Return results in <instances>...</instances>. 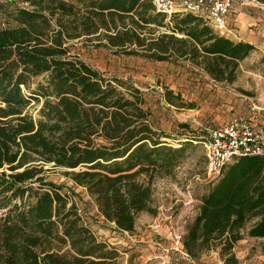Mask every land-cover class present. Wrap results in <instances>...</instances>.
Segmentation results:
<instances>
[{"label": "trees", "instance_id": "16d2710c", "mask_svg": "<svg viewBox=\"0 0 264 264\" xmlns=\"http://www.w3.org/2000/svg\"><path fill=\"white\" fill-rule=\"evenodd\" d=\"M23 1L31 7L9 11L0 3L16 23L0 28V264H117L118 248L96 236L46 172L83 166L71 172L75 183L106 221L133 232L140 213H158L154 180L174 172L189 141L180 147L163 141L141 88L73 55L72 41L86 36L115 54L184 59L228 83L256 46L221 35L191 12L167 22L152 0ZM151 25L171 32L154 35ZM40 76L44 81L31 89ZM41 98L35 118L31 103ZM165 98L194 106L168 87ZM197 199L181 237L184 253L193 261L220 247L227 264H239L233 248L247 225L248 236L264 239V155L227 163Z\"/></svg>", "mask_w": 264, "mask_h": 264}, {"label": "rangeland", "instance_id": "374dc122", "mask_svg": "<svg viewBox=\"0 0 264 264\" xmlns=\"http://www.w3.org/2000/svg\"><path fill=\"white\" fill-rule=\"evenodd\" d=\"M241 2H246L245 6L250 10H263L260 7L264 3L257 0H237L236 8ZM0 3L9 11L16 7H31L23 0H0ZM229 18V27L233 30L234 7ZM15 25L7 12L0 11V28ZM151 28L156 29L154 35L171 32L166 27L151 25ZM229 37L234 39L233 34ZM72 43V54L105 76L129 80L141 88L152 111L151 122L158 132L163 133V141L175 147L187 141L189 145L174 172L171 175H158L154 180V205L158 213H140L133 232L120 231L113 222L106 221L99 213L94 198L84 187L75 183L71 172L83 166L48 170L47 179L62 184L63 192L76 203L84 222L96 236L118 248L120 256L117 264H227V256L221 253L220 247L203 253L199 260H189L184 254L181 237L186 233L188 223L196 216L194 210L198 212L197 198L210 181L205 158V142L210 131L238 114L254 120L264 117L263 45H256V49L240 62L236 80L228 83L216 81L184 59L154 61L115 54L111 49L97 46V40H89L86 36ZM43 81V76L34 78L31 89ZM166 87L180 93L183 103H193V108L169 104L165 98ZM29 91L25 89L26 93ZM43 101L41 98L31 103L30 112L35 118L40 117ZM4 211L0 209V214ZM245 236V240L237 242L233 248L239 264H264L261 249L264 239Z\"/></svg>", "mask_w": 264, "mask_h": 264}, {"label": "built area", "instance_id": "2783aa9c", "mask_svg": "<svg viewBox=\"0 0 264 264\" xmlns=\"http://www.w3.org/2000/svg\"><path fill=\"white\" fill-rule=\"evenodd\" d=\"M236 1L152 0L156 11L168 18L178 12L201 15L225 36L233 34L229 17ZM205 148L206 173L210 179L219 175L224 165L239 156L264 155V118L258 121L246 115L233 116L226 124L210 131Z\"/></svg>", "mask_w": 264, "mask_h": 264}, {"label": "crops", "instance_id": "0c3cea01", "mask_svg": "<svg viewBox=\"0 0 264 264\" xmlns=\"http://www.w3.org/2000/svg\"><path fill=\"white\" fill-rule=\"evenodd\" d=\"M246 4V2H241L237 8L236 4L234 5V29L232 30L234 40H244L254 44L255 46L262 44L264 47V6L260 7L263 9L260 12L256 9L250 10L247 6H245ZM252 26L253 28H251ZM259 120L260 119H258V121ZM197 202L198 211V204L200 201L197 199ZM195 212L196 210H194V214H197ZM251 224L252 223L248 224L246 229L243 231L245 234H247ZM244 240L245 238L240 240V242Z\"/></svg>", "mask_w": 264, "mask_h": 264}]
</instances>
